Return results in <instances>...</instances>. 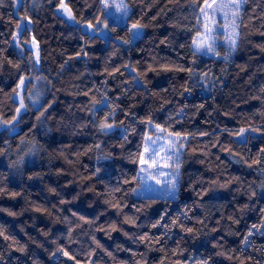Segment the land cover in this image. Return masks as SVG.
<instances>
[{
	"label": "trees",
	"instance_id": "16d2710c",
	"mask_svg": "<svg viewBox=\"0 0 264 264\" xmlns=\"http://www.w3.org/2000/svg\"><path fill=\"white\" fill-rule=\"evenodd\" d=\"M66 2L82 25L101 15L99 0ZM191 2L127 0V23H110L115 33L89 40L80 26L61 22L59 0H17L15 7L3 0L0 113L9 119L15 113L18 102L9 96L20 75L29 78L22 96L30 110L16 134L0 129V230L9 236L0 237V264H75L60 248L80 264H199L208 257L209 264H264V234L252 229L249 244H241L264 220V157H258L264 135L250 132L241 144L226 131L264 129V0L245 5L239 46L227 62L193 56L200 25ZM136 20L147 25L139 39L131 45L115 39ZM17 21L29 29L18 37L20 47L12 39ZM227 47L225 41L217 50ZM34 89L43 107L32 106ZM113 109L107 122L117 127L105 135L98 125ZM149 115L169 131L189 134L175 199L133 192L138 165L129 155L138 150L146 131L140 121ZM257 158L262 163L248 167Z\"/></svg>",
	"mask_w": 264,
	"mask_h": 264
},
{
	"label": "snow or ice",
	"instance_id": "6c2138e0",
	"mask_svg": "<svg viewBox=\"0 0 264 264\" xmlns=\"http://www.w3.org/2000/svg\"><path fill=\"white\" fill-rule=\"evenodd\" d=\"M49 2H53V0H49ZM17 3V0H13V6L15 7ZM100 5L102 7L100 8V16L94 17L95 23L92 21H87L86 25L81 24V19H78L77 16L74 14V11L72 8L69 7V4L66 2V0H59V3L56 6V10L62 13V16L66 18V20L62 19V23H69L74 26H80L84 29L86 35L88 36L89 40L97 38V34L99 33L101 36L104 35L105 32L115 33L116 27L111 26L108 22V16L111 15V9L115 8V11L117 14H119L121 17L130 19V8L127 3H125V0H119V3H115V0H99ZM249 3V0H203V4L197 3V0H192L191 7L196 9H199V14L197 16V24H201L203 22V33L197 31L196 36L193 38L192 41V47L194 49L193 56L195 57L197 54H211L213 56H216L218 58H222L225 62H227L232 54L237 50L238 48V39H239V32L237 31L239 27V22H242V16L245 9V5ZM3 6V0H0V7ZM163 11V10H162ZM21 19H27L28 24H31L32 21L28 17H22ZM155 19V17H153ZM223 20L224 23H219L220 20ZM211 24V26H209ZM229 25L231 26V32L228 31ZM147 27V25L140 22V20H136L135 22L131 23L130 25H126V32L124 37L116 36L115 39L119 40L122 44L125 45H131L134 40L138 39L141 35L142 30ZM224 29V34L227 37V43L228 47L227 49L221 54L220 51L217 50V44L216 40L218 39V35L216 33L219 29ZM16 29L17 31L13 33L12 39L14 41H17L16 46L20 47V43L18 40V37L22 35L23 31H29L27 27H25L20 21L16 22ZM264 34V33H262ZM84 38L83 36L81 37ZM111 38V37H110ZM27 41H25L26 43ZM161 43H164V41H161ZM264 50V48H262ZM24 50L21 49V52ZM33 51L35 53L34 56L30 57L29 63L35 67V65H38L40 63L39 59V50L38 46L35 41V37H33ZM83 51V50H82ZM77 55H80V53H77ZM84 55H87V53H84ZM195 62V61H193ZM9 64H12V61H8ZM14 67L19 71L21 65L15 64ZM63 67V66H61ZM123 67L128 68L130 65H124ZM151 69V66H149ZM135 71V69H132ZM165 70H169L165 68ZM177 70H184V69H177ZM115 72H119V69H115ZM189 72L190 78L195 75L194 71L192 69H187ZM109 75H112V73H109ZM137 75H140L138 73ZM200 76L202 78L207 77V73H201ZM39 79V77H37ZM136 79L135 77L133 78ZM29 82V78L25 75H20L19 81L16 84V87L13 89V95L9 96L10 100H13V97L19 100L18 107L15 108V113L11 116V118H5L2 113H0V129L3 130V132H6L11 135L17 133V128L19 123L22 119V113L29 111L30 106L25 104L24 97L21 95V92L25 89L26 84ZM49 83H51L49 81ZM190 89L186 88L185 91H189ZM262 92H264V88L261 89ZM87 95V93H84ZM36 99H31L32 106L39 105L40 107H43V105L40 104V94L37 93ZM96 103H100V101H96ZM50 107V105H49ZM200 107H203L201 105ZM37 111H39V107L37 108ZM47 111V109H45ZM44 115V112H40V115L37 116V120H39ZM115 115V109L111 113H108L104 120L100 122L98 125V130L102 132L103 134L107 135L110 131H112L117 125L113 123H108L109 117H112ZM125 116L129 115L128 112L124 113ZM264 115V113H262ZM141 123H144L146 125V131L142 135L141 144L138 145V150L135 153H130L129 159L132 163L138 165V171L136 177H134V180H137V182L141 185L140 191H146V192H152L155 191L151 187V185H148L145 179L141 176V173H144L149 178L154 179L155 184L160 186V188L169 196L171 199H175V193L177 189V183L179 181L180 177V167L184 163V161L181 159L182 150L185 149L186 145L184 141L188 139L189 134L188 133H181V132H175V131H169V126L161 125L159 123H154L153 119L149 115L148 117L142 119L140 121ZM123 121H120V125H123ZM133 132L135 131V128L133 127ZM127 131V129H125ZM229 131L230 136H234L241 144H247L249 139L251 138L248 134L250 132L259 133L261 135H264V129L261 128H255V127H240L237 131ZM166 134V135H165ZM201 136L209 135L207 132L200 133ZM176 137V139H172V137ZM128 137L127 135L124 136V140L127 141ZM7 142V141H5ZM215 146V145H214ZM97 148H99V145H96ZM142 149V150H141ZM225 151H230L229 149H223ZM233 155H236V153H232ZM258 157H264V148L260 149V152L258 154ZM109 157H98V159H108ZM219 159V157H218ZM244 157L241 156V160H243ZM23 158H21L22 162ZM203 163V161H201ZM262 163L261 158H257L252 163L248 164V167H252L253 164L259 165ZM163 169H169L170 171H164ZM96 172H100V168L98 167L96 169ZM157 177H163V179H159ZM127 183V181H125ZM262 188H264V185H261ZM116 191H119V189H116ZM138 189H133V192L136 193ZM205 192L208 190L205 189ZM0 192H3V189H0ZM13 196L17 195L16 193H12ZM252 195L255 196L256 192L253 191ZM149 199H153L152 197H148ZM63 203V201H62ZM113 207H117V205H113ZM264 211V209H262ZM13 214V213H10ZM73 215H76L73 213ZM163 217H161L162 219ZM80 219H83V217H80ZM159 223V221L157 222ZM176 221L173 220V224H175ZM157 225H153V227H156ZM252 229H255L256 232H259L261 234H264V220L261 221L259 225L253 224L251 226V229H249L247 235L243 237V240L241 241L242 245H248L249 244V237L252 236L254 233ZM188 232H191L192 229H187ZM215 231V229H214ZM0 237H3L4 240H8L9 236L5 235L3 230H0ZM147 236H141L139 239L141 241L145 240ZM97 247H100L99 244H97ZM215 247V245H214ZM19 251L23 252L24 248L21 246ZM59 252H61L68 260H72L75 262V264H80V261L76 259V254H70L69 251H66L64 248L58 249ZM241 252L245 251L244 247H241ZM223 254V253H218ZM56 253H52V256H55ZM111 255V253H109ZM2 258V257H0ZM231 258V257H229ZM248 260H251V257L247 258ZM211 260V257H208L207 259H203L199 262V264H209V261ZM240 264H244V260L240 261Z\"/></svg>",
	"mask_w": 264,
	"mask_h": 264
},
{
	"label": "rangeland",
	"instance_id": "374dc122",
	"mask_svg": "<svg viewBox=\"0 0 264 264\" xmlns=\"http://www.w3.org/2000/svg\"><path fill=\"white\" fill-rule=\"evenodd\" d=\"M115 3H119V0H115ZM125 3H127V0H125ZM128 4V3H127ZM129 5V4H128ZM111 15H109L108 16V22H109V24L110 23H118V24H125V23H127V18H124V17H121L119 14H117L116 13V11H115V8H112L111 10ZM219 23H221V24H223L224 23V21L221 19L220 21H219ZM200 25V31L199 32H201V33H203V31H204V29H203V22L201 23V24H199ZM209 26H211V24L209 25ZM231 26L229 25V27H228V31L229 32H231ZM108 32H105L104 33V35H102V36H105L106 34H107ZM144 33V29L142 30V32H141V35ZM99 34V33H98ZM141 35H140V37H141ZM216 35H218V39L216 40V44H217V46L219 45V44H222V43H224L225 41L227 42V37H226V35L224 34V29L223 28H221V29H219L218 30V32L216 33ZM195 36H196V34H195ZM139 37V38H140ZM138 38V39H139ZM137 40V39H136ZM136 40H134V41H136ZM133 41V42H134ZM208 55H211V54H208ZM37 93H39L40 94V92L37 90V89H34L33 91H31V93H30V97H31V99H36L37 98ZM21 95H22V92H21ZM15 98V97H14ZM40 98V97H39ZM15 100L18 102V105H19V100L18 99H16L15 98ZM18 105H17V107H18ZM166 135V134H165ZM172 139H176V137H172ZM183 151V150H182ZM164 171H170L169 169H163ZM141 176L145 179V181L147 182V184L148 185H151V187L153 188V189H155V191H152V192H146V191H140V189H141V185L140 184H138L136 187H135V189H138V191L136 192V193H134V195H136V196H166V197H169L161 188H160V186H158V185H156L155 184V181H154V179H152V178H149L148 176H146L144 173H141ZM157 178H159V179H163V177H157ZM176 191H177V189H176ZM175 195H176V193H175Z\"/></svg>",
	"mask_w": 264,
	"mask_h": 264
},
{
	"label": "water",
	"instance_id": "95a60500",
	"mask_svg": "<svg viewBox=\"0 0 264 264\" xmlns=\"http://www.w3.org/2000/svg\"><path fill=\"white\" fill-rule=\"evenodd\" d=\"M33 44V43H32ZM34 55H35V53H34ZM36 66H38V65H36Z\"/></svg>",
	"mask_w": 264,
	"mask_h": 264
}]
</instances>
